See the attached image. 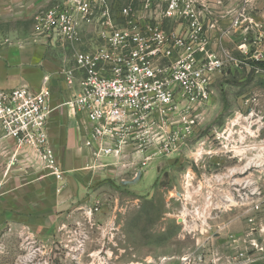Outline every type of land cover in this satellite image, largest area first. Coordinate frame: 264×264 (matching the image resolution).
Here are the masks:
<instances>
[{"label": "rangeland", "instance_id": "obj_1", "mask_svg": "<svg viewBox=\"0 0 264 264\" xmlns=\"http://www.w3.org/2000/svg\"><path fill=\"white\" fill-rule=\"evenodd\" d=\"M63 1L0 0V43L33 41L35 16ZM107 2L165 72L210 65L208 98L177 88L159 139L114 173L83 154L51 174L0 144V264H264V0Z\"/></svg>", "mask_w": 264, "mask_h": 264}, {"label": "built area", "instance_id": "obj_2", "mask_svg": "<svg viewBox=\"0 0 264 264\" xmlns=\"http://www.w3.org/2000/svg\"><path fill=\"white\" fill-rule=\"evenodd\" d=\"M121 11L128 15L126 8ZM114 12L107 0H65L37 14L31 42L69 47L70 56L62 54L58 70L45 73L38 90H0V133L18 151L44 162L51 174L59 171L49 138V119L56 108L65 107L78 120L85 168L114 173L127 166L125 159L159 139L168 115L177 108V88L190 102L208 98L204 70L210 65L178 59L166 63L165 72L152 63L159 48L137 26L117 23ZM55 79L66 86L68 98L53 106Z\"/></svg>", "mask_w": 264, "mask_h": 264}, {"label": "crops", "instance_id": "obj_3", "mask_svg": "<svg viewBox=\"0 0 264 264\" xmlns=\"http://www.w3.org/2000/svg\"><path fill=\"white\" fill-rule=\"evenodd\" d=\"M60 62L61 58L56 53L48 51L40 43H0V90L20 86L38 90L42 84V76L45 73H55ZM51 88L53 106L68 98V90L61 79L52 80ZM49 138L56 158L59 155L64 161L76 155L77 159L82 161L83 154L85 155L82 149V131L78 120L70 117L65 107L52 111L49 119ZM4 143L11 144V153L15 150L18 153L13 140L1 135L0 144ZM6 148L7 146L3 150L7 151Z\"/></svg>", "mask_w": 264, "mask_h": 264}, {"label": "trees", "instance_id": "obj_4", "mask_svg": "<svg viewBox=\"0 0 264 264\" xmlns=\"http://www.w3.org/2000/svg\"><path fill=\"white\" fill-rule=\"evenodd\" d=\"M261 64H263V62Z\"/></svg>", "mask_w": 264, "mask_h": 264}]
</instances>
